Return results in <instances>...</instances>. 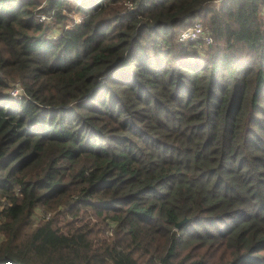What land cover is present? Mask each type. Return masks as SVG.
Returning a JSON list of instances; mask_svg holds the SVG:
<instances>
[{"label": "trees", "instance_id": "16d2710c", "mask_svg": "<svg viewBox=\"0 0 264 264\" xmlns=\"http://www.w3.org/2000/svg\"><path fill=\"white\" fill-rule=\"evenodd\" d=\"M37 6L0 0V264H264V0Z\"/></svg>", "mask_w": 264, "mask_h": 264}, {"label": "rangeland", "instance_id": "374dc122", "mask_svg": "<svg viewBox=\"0 0 264 264\" xmlns=\"http://www.w3.org/2000/svg\"><path fill=\"white\" fill-rule=\"evenodd\" d=\"M37 2H38V6L34 9L35 16H37V20L40 22H43V24L45 25V28H47L44 31V36L46 38L54 40L61 34L62 30L64 29V25L58 24V23L56 24L51 16H47V15L39 12V9L42 8L46 4V0H37ZM218 2L219 1H215L213 4L217 5ZM263 12H264V6L261 7V12H260L262 17H263ZM41 18H43V19H41ZM70 18H71V20L67 26H70L72 22H77L80 19L78 14H73L72 17H70ZM194 22H200L202 24V26L204 27V29L209 31L208 27L203 23V21L200 18L195 19ZM207 48L201 47V48L192 49L195 51V52H193L195 55H194V57H191V58H195V59L203 58V56L205 55V50ZM4 205H5V200L0 198V210H1L2 206H4ZM42 218H43V214L41 212V209L38 208L35 211L34 215L32 216V227L37 225Z\"/></svg>", "mask_w": 264, "mask_h": 264}, {"label": "built area", "instance_id": "2783aa9c", "mask_svg": "<svg viewBox=\"0 0 264 264\" xmlns=\"http://www.w3.org/2000/svg\"><path fill=\"white\" fill-rule=\"evenodd\" d=\"M177 43L181 46H187L190 44L193 48H207L212 44V37L200 22H194L178 35ZM16 94V91L11 93L12 96H15Z\"/></svg>", "mask_w": 264, "mask_h": 264}, {"label": "water", "instance_id": "95a60500", "mask_svg": "<svg viewBox=\"0 0 264 264\" xmlns=\"http://www.w3.org/2000/svg\"><path fill=\"white\" fill-rule=\"evenodd\" d=\"M186 222V219H183L182 221H180L179 223H177L176 225H175V227L176 228H179L183 223H185Z\"/></svg>", "mask_w": 264, "mask_h": 264}]
</instances>
